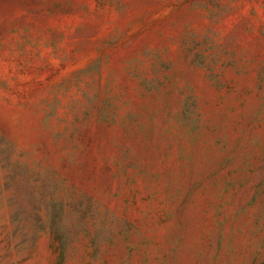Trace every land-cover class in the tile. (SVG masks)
<instances>
[{
	"label": "rangeland",
	"instance_id": "374dc122",
	"mask_svg": "<svg viewBox=\"0 0 264 264\" xmlns=\"http://www.w3.org/2000/svg\"><path fill=\"white\" fill-rule=\"evenodd\" d=\"M0 264H264V0H0Z\"/></svg>",
	"mask_w": 264,
	"mask_h": 264
}]
</instances>
